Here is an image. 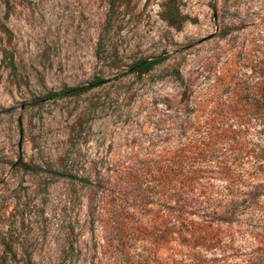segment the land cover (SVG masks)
<instances>
[{
	"label": "rangeland",
	"instance_id": "rangeland-1",
	"mask_svg": "<svg viewBox=\"0 0 264 264\" xmlns=\"http://www.w3.org/2000/svg\"><path fill=\"white\" fill-rule=\"evenodd\" d=\"M262 71L264 0H0V264H126L115 223L134 263L173 264L163 161L231 94L252 103Z\"/></svg>",
	"mask_w": 264,
	"mask_h": 264
},
{
	"label": "trees",
	"instance_id": "trees-1",
	"mask_svg": "<svg viewBox=\"0 0 264 264\" xmlns=\"http://www.w3.org/2000/svg\"><path fill=\"white\" fill-rule=\"evenodd\" d=\"M165 60L166 57L144 61L137 70L149 72ZM262 72L252 103L235 102L231 94L230 100L212 109L206 121L201 119L202 123H197V140L191 147L181 149L173 158L163 161L164 189L167 202L174 203L179 224L178 241L183 249L173 264H264ZM81 91L71 89L63 95ZM233 95L240 96L238 93ZM216 223L241 225L259 232L256 234L257 246L248 247L245 243L235 247L231 237L224 243V237L208 232ZM115 225L109 237L122 261L126 264L159 263L158 255L147 249L134 263L136 255L128 256L124 242H118L122 228L120 223ZM4 254L16 256L11 248H6Z\"/></svg>",
	"mask_w": 264,
	"mask_h": 264
}]
</instances>
